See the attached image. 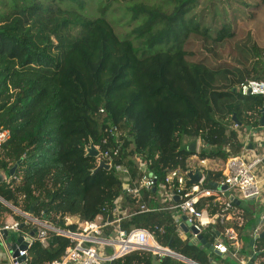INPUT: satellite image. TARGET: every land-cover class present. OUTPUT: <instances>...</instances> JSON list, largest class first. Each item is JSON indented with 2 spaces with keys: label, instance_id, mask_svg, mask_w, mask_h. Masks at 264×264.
<instances>
[{
  "label": "trees",
  "instance_id": "16d2710c",
  "mask_svg": "<svg viewBox=\"0 0 264 264\" xmlns=\"http://www.w3.org/2000/svg\"><path fill=\"white\" fill-rule=\"evenodd\" d=\"M196 2L11 0L8 8L3 7L0 124L12 135L0 146V174L8 177L16 167L13 175L19 181H1L0 196L53 220L68 213L93 219L123 196L133 214L122 228H146L159 244L199 264L218 260L203 246L179 236L170 202L164 200L159 186L142 190L137 198L129 196L113 169L94 172L96 158L86 151L116 126L132 143L130 155L141 157L162 181L167 167L186 173L194 155L225 162L244 150L241 134L260 126L264 95H243L237 87L250 77L264 79V64L260 72L256 68L264 62V47L252 45L251 68L190 61L185 42L192 34L205 33L194 16L188 17ZM121 10L122 24L132 27L126 36L118 34L108 19ZM234 35L231 26H224L214 40ZM156 45L159 48L151 51ZM185 136L199 137L202 147L194 152L183 147ZM127 160L138 176L139 166L132 158ZM205 174L204 186L211 188L222 172ZM142 204L155 210L142 211ZM196 206L211 214L218 210L213 197L200 198ZM9 211L0 202V214ZM246 216L245 227L257 220L250 213ZM214 232L204 233L213 243ZM240 240L242 248L246 244L254 249L253 255L264 257V236L253 244L249 235H240ZM68 245L62 236L51 237L47 247L34 243L28 264H48ZM155 261L189 264L145 250L105 264Z\"/></svg>",
  "mask_w": 264,
  "mask_h": 264
},
{
  "label": "built area",
  "instance_id": "2783aa9c",
  "mask_svg": "<svg viewBox=\"0 0 264 264\" xmlns=\"http://www.w3.org/2000/svg\"><path fill=\"white\" fill-rule=\"evenodd\" d=\"M237 88L243 95H264V80L248 78L242 81ZM235 126L237 127L238 124ZM11 135V130L0 124V146L9 140ZM127 141V137L116 126L111 128L107 135L102 137L100 143L95 144L99 150L98 156L95 157L97 166L101 162L108 164L110 169H113L119 176L123 192L134 198L140 196L144 189L149 190L159 186L164 200L170 202L168 208L180 214L183 213L185 218L183 223L197 231V233L191 232V240H198V234H202L212 224H218L222 230L212 244L222 255L231 254L237 257L242 248V242L232 221L239 209L225 196V189L221 187L226 186L230 193H238L241 200H249L252 197L262 198L264 152L258 154L253 148L247 149V145H244L241 153L229 157L224 162L221 169L222 175L216 181L218 186L209 188L204 186L205 171L209 170L206 166V159H199L201 166L189 168L186 173L167 167L160 181L158 175L146 167L141 157L136 155L134 158L130 155L132 145L130 147L129 144L125 149ZM196 150H199L198 145ZM123 152L127 153L126 157L122 156ZM127 158H132L139 166L142 172H138V176ZM197 169L202 171V177L198 183L190 184L188 173L190 171L195 173ZM4 180L16 182L19 178L10 175L8 178L4 176ZM202 197H213L214 202L218 204L217 212L211 214L208 209H199L196 203ZM0 202L10 209L9 212L0 214V264H28L32 245L38 242L43 247H47L53 236L67 238L69 245L59 258L48 264H105L108 260L121 257L134 250L151 251L160 256H174L170 248L156 242L148 229L122 228V222L133 214L124 205L123 196H119L105 213H99L93 219H83L79 214L68 213L63 216L59 215L53 220L47 218L44 213L36 215L31 211H25L1 196ZM141 210L155 209L146 208L142 204ZM261 218L264 221V210ZM239 225H242V221ZM110 227L113 233L107 232ZM33 230L34 235L31 234ZM178 230L183 233L179 225ZM15 233L18 234V239L12 241V235ZM258 235L259 230L255 228L252 238L255 240ZM241 264H247V262L241 259Z\"/></svg>",
  "mask_w": 264,
  "mask_h": 264
},
{
  "label": "rangeland",
  "instance_id": "374dc122",
  "mask_svg": "<svg viewBox=\"0 0 264 264\" xmlns=\"http://www.w3.org/2000/svg\"><path fill=\"white\" fill-rule=\"evenodd\" d=\"M10 4L11 0H0V10L3 7L8 8ZM189 16H194L200 22L202 30L205 31V33L190 35L185 42L184 47L188 51L187 58L190 61L202 60L211 66L229 69L252 67L255 63L252 56V45L254 43L258 46L264 45V3L262 0H197ZM126 18L128 19L127 16ZM108 19L118 34L123 36L129 34L132 27L128 28L122 24L125 21L123 10L119 11L116 17L109 16ZM224 26H231L235 35L220 42L215 41L218 31ZM136 44L141 45L139 42ZM158 48L159 45H156L151 51ZM263 64L264 62L256 65L259 72L263 69ZM184 139L185 145L196 142L198 148L202 147V141L199 137L185 136ZM128 142L130 141L128 140ZM129 144L131 146L132 143ZM133 157L135 158L136 154ZM194 159L191 158L188 161L190 168L198 166L197 161L199 160ZM223 162L221 159L212 160L210 167L214 170H220ZM242 204L248 210L254 211L259 207V199L243 200ZM17 239V233L12 235V241H17ZM250 251L251 249L247 245L243 253L249 260L251 259V257L249 258Z\"/></svg>",
  "mask_w": 264,
  "mask_h": 264
},
{
  "label": "crops",
  "instance_id": "0c3cea01",
  "mask_svg": "<svg viewBox=\"0 0 264 264\" xmlns=\"http://www.w3.org/2000/svg\"><path fill=\"white\" fill-rule=\"evenodd\" d=\"M261 46V45H260ZM262 47H264V45L262 46ZM250 78H254V77H250ZM248 79V78H247ZM256 79H258V78H256ZM262 80H264V79H262ZM241 138H242V141H243V143H244V145H247L246 146V148L247 149H251V147H250V143H252L253 144V150H255L258 154H261V153H263L264 152V130H262V131H260L258 134H256V135H253L252 134V130L250 131V130H248V131H246V132H244L243 134H241ZM185 142V139L183 140V143ZM192 159L193 158H195L196 160H199V158L198 157H196V155H194L193 157H191ZM191 158L188 160V161H190L191 160ZM194 159V160H195ZM198 162V166L197 167H199V166H201V164L199 163V161H197ZM210 163H212V160L211 159H206V166H207V169H209V170H214L212 167H210ZM224 163V162H223ZM221 169H222V167H221ZM221 169H220V171H221ZM5 176V175H4ZM5 177H7V176H5ZM9 177V176H8ZM7 177V178H8ZM213 183H216V182H213ZM231 194H233L237 199H239V200H241L240 198H239V196H238V193H236V192H231ZM226 196V195H225ZM178 197H176V199H177ZM256 199V198H255ZM257 199H259V207H258V209L257 210H254V211H251V210H248V208H246L245 206H243V204H242V201L243 200H241V203H240V205H237L238 206V212L236 213V216L234 217V221H232L233 222V224H235V227H236V229L238 230V232H239V234L240 235H242V236H250L251 237V241H253V243L255 242V240L259 237V235L261 234V233H264V221L262 220V218H261V215H262V212H263V210H264V192H263V196H262V198H257ZM249 200H251V199H249ZM206 209V208H205ZM128 211L130 210L129 208L127 209ZM169 210H171L172 211V213H173V218H174V222L176 223V226H177V233L179 234V236L181 237V238H183V239H186V238H188V239H190V241L192 242V243H194V244H199V245H201V246H203L205 249H207L210 253H214L215 255H217V256H219V259L218 260H216V259H214L213 258V264H241V259H243L244 261H246L247 262V264H248V260L249 259H247V257H246V255H244L243 253V249L244 250H246V248H247V245L245 244L244 245V248H241V250H240V252L238 253V255H237V257H233L231 254H221V255H218V254H216L215 252H213V251H211L210 249H208V248H206L199 240H191V237H192V233H191V231H189V232H187L186 231V229H185V227H186V225H185V223H183L184 222V214L183 213H178L177 211H175V210H172V209H169ZM247 213H250L251 214V216H253V218L254 219H257L256 221H255V223H253V224H251V225H249V226H247V227H245L244 226V223H245V221H247V219H246V214ZM177 219V220H176ZM241 221H242V225L240 226L239 225V223H241ZM179 224H178V223ZM178 225L179 226H181V228H182V230H183V233H180L179 232V230H178ZM216 225H218V224H216ZM238 228H240V230L238 229ZM255 228H258V230H259V235L257 236V238L254 240L253 238H252V233H253V231H254V229ZM209 230H216V233L214 232V234H215V236H214V239H216V237H218V235H219V233L221 232V230H222V228L218 225L217 227L216 226H209L202 234L204 235V233H207V232H209ZM154 237V236H153ZM205 237V236H204ZM206 238V237H205ZM155 239V238H154ZM207 239V238H206ZM156 240V239H155ZM208 240V239H207ZM209 241V240H208ZM157 242V241H156ZM211 242V241H210ZM158 243V242H157ZM211 243H213V242H211ZM253 243H251V244H253ZM159 244V243H158ZM161 245V244H160ZM163 246V245H162ZM164 247H166V246H164ZM167 248H170V247H167ZM171 249V248H170ZM251 249V251L249 252V254H250V256H249V258L250 257H252L253 256V252H254V249L253 248H250ZM172 250V249H171ZM173 251V250H172ZM174 252V251H173ZM153 253V252H152ZM174 253H176V252H174ZM155 254V253H154ZM178 254V253H177ZM155 255H158V254H155ZM181 255V254H180ZM158 256H160V255H158ZM161 256H163V255H161ZM168 256H170V255H168ZM172 257H175V255L174 256H172ZM175 258H177V257H175ZM186 258V257H185ZM257 258V259H256ZM255 259L256 260H254V264H260V261L262 260V259H264V257H256ZM177 259H179V258H177ZM179 260H181V261H183V262H185V263H189V262H186V261H184V260H182V259H179ZM193 261V260H192ZM195 262V261H194ZM195 263H197V264H199L198 262H195ZM155 264H159V262L158 261H155ZM189 264H192V263H189Z\"/></svg>",
  "mask_w": 264,
  "mask_h": 264
},
{
  "label": "water",
  "instance_id": "95a60500",
  "mask_svg": "<svg viewBox=\"0 0 264 264\" xmlns=\"http://www.w3.org/2000/svg\"><path fill=\"white\" fill-rule=\"evenodd\" d=\"M236 120V118H235ZM238 125H241V123H238ZM248 130H252V134L253 135H256L258 134L260 131L264 130V110L262 112V115H261V118H260V126L256 129L254 128H251L249 127ZM183 147L187 148L188 150H190L191 152H194L196 149H197V144L196 142H190V143H187L186 145L183 143ZM250 147L253 148V144L250 143ZM87 150V155L89 156H92V157H97L98 154H99V150L97 149V147L95 146V144L93 142L90 143V145L88 146V148L86 149ZM16 167H14L10 174L13 175L14 174V170H15ZM100 169H107L109 170L110 167L108 164H106L105 162H101L95 169H94V172H97L98 170ZM188 176H189V183L190 184H195V183H198L199 180L201 179L202 177V171L200 169H197L195 171V173H193L192 171H190L188 173ZM4 180V175L1 173L0 174V182ZM213 188H216L218 185L217 183H211L210 184ZM222 189H225V195L228 197L229 200L233 201L235 204L237 205H240L241 203V200L237 199L233 194L230 193L229 190H227V187L226 186H223L221 187ZM256 197H252L251 199H255ZM31 213H33V207L31 208ZM186 225V224H185ZM186 231L189 232V231H194V233H197V231L193 228V227H188L186 225L185 227ZM35 231L33 230L31 232L32 235H34ZM264 236V233H261L259 235V237H263ZM198 240L208 249H210L211 251L215 252L216 254L218 255H221V253L215 249L214 245L208 241L203 234H198ZM251 243H253V241H251ZM175 257L179 258V259H182L186 262H189V263H192V264H197L195 263L194 261H192L191 259H188V258H185L184 256L180 255V254H177V253H174ZM256 258V255H253L251 257V259L249 260L248 264H254V260ZM25 264V263H24Z\"/></svg>",
  "mask_w": 264,
  "mask_h": 264
}]
</instances>
